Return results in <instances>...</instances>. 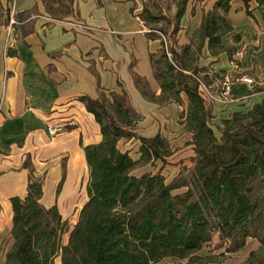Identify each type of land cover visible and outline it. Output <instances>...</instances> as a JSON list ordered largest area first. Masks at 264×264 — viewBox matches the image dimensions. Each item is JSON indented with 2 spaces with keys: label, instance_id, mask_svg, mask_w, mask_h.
<instances>
[{
  "label": "trees",
  "instance_id": "obj_1",
  "mask_svg": "<svg viewBox=\"0 0 264 264\" xmlns=\"http://www.w3.org/2000/svg\"><path fill=\"white\" fill-rule=\"evenodd\" d=\"M45 16L57 22L77 16L74 0H38ZM130 14L137 18L148 41H158L159 49L149 52L151 75L159 93H154L144 77L132 71L135 89L141 98L159 106L182 108L183 132L189 136L193 170L188 179L166 183L159 170L155 174L133 175L145 166L168 165L174 150L159 132L143 137L136 132L141 116L121 80L119 92L100 87L97 98L81 96L77 102L93 117L100 141L83 145L87 168L86 202L76 224L69 230L57 205L45 207L44 178L34 177L27 154L20 170L28 172L26 195L11 197L10 244L3 252V264H157L172 259L178 264H210L199 251L216 235L218 248L226 252L243 249L247 240L260 247L242 264H264V97L247 109L231 113L213 130V108L200 92L207 82L208 68L200 60L232 59L236 49L225 39L233 31L229 20L235 0H211L210 9H201L198 27L179 44L181 19L191 5L193 16L198 3L207 0H136ZM250 15L249 4L258 7L264 0H237ZM174 9L173 14L171 11ZM30 14L41 16L38 4ZM264 22V13L261 14ZM34 32L27 28L25 36ZM240 37H233L238 43ZM223 83V82H222ZM138 142V158L118 148L121 140ZM64 171V169H63ZM65 175L55 190L60 194ZM183 190L174 194V191ZM68 234L67 241L64 236Z\"/></svg>",
  "mask_w": 264,
  "mask_h": 264
},
{
  "label": "crops",
  "instance_id": "obj_2",
  "mask_svg": "<svg viewBox=\"0 0 264 264\" xmlns=\"http://www.w3.org/2000/svg\"><path fill=\"white\" fill-rule=\"evenodd\" d=\"M132 5V0H74V8L78 13L75 17L57 22L45 15L39 16L33 25L34 32L23 35L18 43L8 34V37L6 34L0 36V132L6 131L0 146H15L16 150L21 151L17 170L0 177V207L2 202L9 201L11 197H25L28 172L20 170V166L27 154L31 159L36 154L37 159L41 157L46 160L69 152L71 156L66 184L72 176L73 165L77 161L78 164L85 163L79 147L80 140L84 146L100 141L99 128L93 117L77 102L81 96H98L96 77L90 69L98 76L101 88L119 92L116 85L119 79L131 101L141 106L147 105L134 87L130 69L132 63V71L144 77L154 93H159L148 61L149 52H156L159 42L148 41L144 37L137 19L130 14ZM211 6H197L193 16L190 15L191 5L187 7L180 23L179 44H187L185 35L189 36L198 27L201 9L208 10ZM263 7H258L252 1L248 11ZM38 9L42 14L39 6ZM236 13H246L244 5L237 0L231 3L229 11L234 31L225 39L226 44L236 49L232 59L223 55L217 60H200V66L208 68L207 82L216 93L229 72L246 77L252 75L250 72L254 76L258 73L264 75V23L257 16L254 18L259 26L249 18L236 21ZM236 35L240 41L233 43ZM261 81L257 84L253 80V85L237 82L232 89V96L244 100L253 94L257 85L264 86V77ZM169 106H173L175 111L179 109L175 105ZM247 108L249 106L245 102H239L219 118L226 119L231 113ZM48 126L65 129L49 142ZM54 175L57 178V171ZM45 198L44 192L42 204L45 207L55 205L53 201L46 202ZM6 209L7 229L10 230V203ZM3 260L2 255L0 264H3Z\"/></svg>",
  "mask_w": 264,
  "mask_h": 264
},
{
  "label": "rangeland",
  "instance_id": "obj_3",
  "mask_svg": "<svg viewBox=\"0 0 264 264\" xmlns=\"http://www.w3.org/2000/svg\"><path fill=\"white\" fill-rule=\"evenodd\" d=\"M154 1L161 4L162 8H165L166 0H150L151 4H153ZM34 2L38 4L42 10L41 16L45 15L43 6L38 0H0V36L6 34L7 37L8 35L9 37L12 36V39L15 43L21 41V38L25 34L27 28L33 26L36 20L39 19V16L30 14V9L31 6L35 4ZM136 2L137 11L135 14H138L140 12V3L139 0H136ZM211 4L212 1L207 0L206 3L200 2L197 4V6L200 8L202 5L205 7ZM173 12L174 9L171 11V15ZM249 13L250 15H247L246 13L243 15L236 13L234 14V20L240 21L244 18H249L257 24L258 22H256L254 18L257 16L260 18V22L264 23L261 19V14L264 13V7L259 10L258 8H254L250 10ZM132 17L136 19V17L133 15ZM122 19L124 18L122 17ZM257 25L259 26V24ZM142 31L145 32L146 30L144 29ZM263 42L264 39L262 38V43ZM250 73L252 74L250 77L253 78L251 79L257 84L262 82L261 80H263L264 75L258 73L257 76H254L253 72ZM242 75L243 74L229 72V74L226 75L227 77H230L231 81V91L228 99L223 100L221 98V101L212 103L214 115L213 130L215 131L216 136H219L216 127L220 125V116L225 115L230 109L234 108L235 105L242 101L250 107L253 102L264 95V93H261L264 91V86L257 85L253 94L248 95L244 100H239L238 98L233 97L232 89L237 82H241L240 78ZM105 90L110 91L109 89ZM220 92L221 90H219L218 93L213 92L212 94H219ZM147 103V105L141 106L140 104H135L132 101L133 106L141 116V120L136 127V132L143 137H151L155 132H159L170 142L174 152L173 155L168 159L169 164L164 166L162 169L161 163L156 162L152 166L148 165L135 170L133 175L141 176L147 173L155 174L160 170L161 175L165 178L166 183H170L174 180L188 179L193 170V163L191 162L193 152L191 146H187L185 144L189 140V136L183 132V126L181 125L182 118L180 117V113L183 109L181 108L180 110L179 108L177 111H175L173 106H159L149 102ZM1 123L2 122L0 121V125ZM157 127L158 129L156 130ZM64 129L65 128H61V130L55 135H48V141L52 142L51 138H56V136L61 134ZM5 133L6 131L0 132V140L5 136ZM80 142L83 144L82 140H80ZM17 147L19 148L21 146ZM118 148L122 152H128L129 156L133 160L138 158L137 141H128L123 139L119 142ZM19 154H21V151L16 150L15 146H0V177L4 173L15 172L17 170L19 166ZM70 156L71 154L66 152L44 160L41 157L37 159L35 154L34 159H31L32 165L33 162L35 164L33 165L35 172L34 177L44 178V192L46 194L45 201H53L57 205L62 218L68 222L69 230H71L76 224L79 211L86 202L87 183L86 165L85 163H79L78 165V161L76 160V164L73 165L72 176L70 175L69 181L66 184L64 181L61 186L60 194L65 187L64 194H62L60 200L59 196L55 197V190L63 173L66 180ZM56 171L57 178L54 175ZM182 191L183 190L174 191V194L180 193ZM8 203L9 201H4L1 203L2 207H0V258L10 244L9 230L7 229L6 223L7 216L5 213V210L7 212L6 208ZM67 238L68 234L64 236V242L67 241ZM217 246H219V240L215 235L212 242L199 251L198 256L201 258L209 257L212 262L210 264H242L249 257L250 252L256 251L260 247L259 243L253 239L247 240L243 249L232 253L226 252V246L223 248H218ZM55 264H60L59 259L56 260ZM157 264H178V262L172 259H164Z\"/></svg>",
  "mask_w": 264,
  "mask_h": 264
},
{
  "label": "built area",
  "instance_id": "obj_4",
  "mask_svg": "<svg viewBox=\"0 0 264 264\" xmlns=\"http://www.w3.org/2000/svg\"><path fill=\"white\" fill-rule=\"evenodd\" d=\"M137 19V18H136ZM81 28L83 30H86L85 27ZM240 81L243 84H247V85H253L254 82L250 77H246V76H242L240 78ZM200 84V92L202 94V97L207 100L210 101L211 103H216L218 101H221L220 99L222 98L223 100H227L228 96L230 95V91H231V81H230V77H225L223 83L221 84V92L219 94H212L209 90V88H207L202 82H199ZM61 130V128L59 127H47V134L48 135H55L57 132H59Z\"/></svg>",
  "mask_w": 264,
  "mask_h": 264
},
{
  "label": "bare ground",
  "instance_id": "obj_5",
  "mask_svg": "<svg viewBox=\"0 0 264 264\" xmlns=\"http://www.w3.org/2000/svg\"><path fill=\"white\" fill-rule=\"evenodd\" d=\"M79 165V164H78Z\"/></svg>",
  "mask_w": 264,
  "mask_h": 264
}]
</instances>
